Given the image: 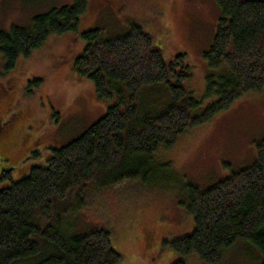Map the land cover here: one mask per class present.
<instances>
[{
    "label": "trees",
    "instance_id": "obj_1",
    "mask_svg": "<svg viewBox=\"0 0 264 264\" xmlns=\"http://www.w3.org/2000/svg\"><path fill=\"white\" fill-rule=\"evenodd\" d=\"M92 1L74 0L34 15L27 26L0 30V60L8 73L2 80L7 83L18 61L50 36L79 33L84 48L72 70L78 80L91 82L98 100L108 103L104 115L78 137L51 148L45 165L0 189V264H118L120 254L111 247L109 231L68 234L67 217L82 211L98 192L145 178L156 153L171 150L182 136L207 125L244 95L264 92V0H215L216 29L203 53L214 73L206 78L201 98L187 88L192 68L184 63L186 54L166 61L141 26L133 24L114 37L100 28L79 32ZM41 84L36 77L30 87ZM156 86L168 100L144 113L141 93ZM7 107L3 102L0 114ZM185 188L182 206L194 226L190 234L165 241L179 256L172 264H186L187 257L219 264L223 252L238 241L254 244L264 264V137L249 167L205 189Z\"/></svg>",
    "mask_w": 264,
    "mask_h": 264
},
{
    "label": "rangeland",
    "instance_id": "obj_2",
    "mask_svg": "<svg viewBox=\"0 0 264 264\" xmlns=\"http://www.w3.org/2000/svg\"><path fill=\"white\" fill-rule=\"evenodd\" d=\"M73 1L0 0V30L27 26L34 15ZM218 14L215 0H94L79 32L100 28L114 37L133 24L141 26L166 61L186 54L184 63L192 68L187 88L201 98L206 78L214 73L203 53ZM83 48L79 33L50 36L18 61L8 83L2 80L8 73L0 60V106H8L0 116L5 123L13 118L12 129L0 134V189L45 165L51 148L78 137L104 115L108 103L98 100L91 82L78 80L72 70ZM36 77L42 79L39 89L30 87ZM141 98L144 113L168 100L158 86L142 91ZM263 137L264 92L244 95L207 125L182 136L171 150L156 153L145 178L90 197L82 211L67 217L68 234L105 229L120 254L118 264H172L179 256L165 241L190 234L194 226L182 206L186 184L205 189L249 167ZM183 260L206 264L196 257ZM219 264H261V255L251 242L238 241L223 252Z\"/></svg>",
    "mask_w": 264,
    "mask_h": 264
},
{
    "label": "flooded vegetation",
    "instance_id": "obj_3",
    "mask_svg": "<svg viewBox=\"0 0 264 264\" xmlns=\"http://www.w3.org/2000/svg\"><path fill=\"white\" fill-rule=\"evenodd\" d=\"M12 119L13 118H11V120H9L8 122L5 123L1 120V117H0V131H2L4 129V127H6L7 125H10L9 129H12Z\"/></svg>",
    "mask_w": 264,
    "mask_h": 264
}]
</instances>
